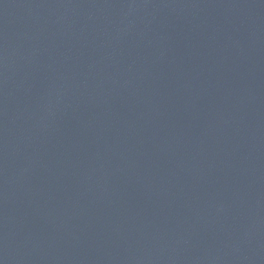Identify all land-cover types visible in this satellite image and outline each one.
Listing matches in <instances>:
<instances>
[{
  "label": "water",
  "instance_id": "1",
  "mask_svg": "<svg viewBox=\"0 0 264 264\" xmlns=\"http://www.w3.org/2000/svg\"><path fill=\"white\" fill-rule=\"evenodd\" d=\"M0 264H264V0H0Z\"/></svg>",
  "mask_w": 264,
  "mask_h": 264
}]
</instances>
